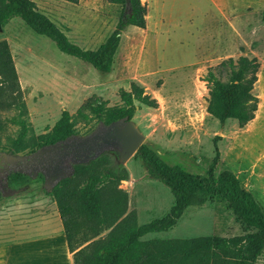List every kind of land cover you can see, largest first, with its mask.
I'll use <instances>...</instances> for the list:
<instances>
[{
  "label": "rangeland",
  "instance_id": "obj_1",
  "mask_svg": "<svg viewBox=\"0 0 264 264\" xmlns=\"http://www.w3.org/2000/svg\"><path fill=\"white\" fill-rule=\"evenodd\" d=\"M33 1L83 48H96L109 36L123 6V0ZM141 2L146 5V25L127 26L121 32L108 73L60 52L52 40L34 33L19 17L0 27V40H7L17 73V85L7 93L18 95L25 104L29 133H44L64 110L74 117L96 99L109 107L120 105L119 90H128L133 81L158 103L150 108L135 101L131 120L144 135L143 144L167 164L204 175L216 145L220 156L215 174L230 162L242 184L264 206V6L222 13L206 11L204 0H163V5L162 0ZM240 55L256 56L260 62L259 84L253 90L255 94L259 90V109L255 119L242 128L233 119L220 123L206 111L204 80L209 68ZM15 106L0 108V144L17 134L18 125L10 121L17 113ZM84 112L91 116L89 109ZM100 123L96 118L87 122L77 116L74 128L77 135H85ZM116 165L128 172V179L120 181L117 189L127 192V211L139 214L138 222L166 213L174 202L167 186L149 178L133 156L124 162L117 157ZM36 176L15 189L17 192L2 194L0 245L15 234L30 239L58 228L55 202L43 195V182ZM243 229L224 198L216 195L202 206L187 207L172 229L145 237L235 236ZM3 253L0 251V262ZM257 264H264V250Z\"/></svg>",
  "mask_w": 264,
  "mask_h": 264
},
{
  "label": "trees",
  "instance_id": "obj_2",
  "mask_svg": "<svg viewBox=\"0 0 264 264\" xmlns=\"http://www.w3.org/2000/svg\"><path fill=\"white\" fill-rule=\"evenodd\" d=\"M145 15L146 5L141 0H123L114 30L96 48H83L72 42L33 0H0V27L19 17L34 33L52 40L60 52L101 73L112 69L121 32L127 26L144 28ZM261 21L264 23V11ZM259 68L258 58L246 55L226 58L209 68L204 76L208 87L206 111L220 123L233 119L240 128L249 124L259 108V96L253 92ZM15 85L16 69L8 42L2 39L0 108L16 104L17 113L10 121L19 128L15 137L0 144V150L15 155L30 154L41 146L78 134L74 128L77 116L87 122L96 118L109 124L123 117L131 119L135 101L150 108L158 106L155 98L132 81L128 90H119L120 105L109 107L105 101L96 99L82 106L75 118L64 110L51 128L33 135L29 133L25 104L18 95L7 93ZM86 108L91 116L84 112ZM214 149L206 175L167 164L146 144L137 149L133 157L141 162L147 176L167 186L174 198L164 215L142 224H138L134 210L127 211V192L117 189L120 181L128 179V172L116 165V151L107 150L86 163L73 164L70 176L59 180L49 191L42 187L43 195L55 202L73 264H257L264 250V206L230 168L224 166L215 174L220 152L216 145ZM36 178L44 181L41 173ZM32 180L26 174L10 172L8 186L17 189ZM216 195L227 202L235 220L244 228L242 234L142 239L147 233L173 228L188 206L203 205Z\"/></svg>",
  "mask_w": 264,
  "mask_h": 264
},
{
  "label": "water",
  "instance_id": "obj_3",
  "mask_svg": "<svg viewBox=\"0 0 264 264\" xmlns=\"http://www.w3.org/2000/svg\"><path fill=\"white\" fill-rule=\"evenodd\" d=\"M144 135L128 117L100 123L85 135H71L54 143L39 147L36 151L15 155L0 153V189L3 195L18 190L8 186L10 172H20L29 177L41 173L44 188L49 191L61 179L73 173V164L86 163L107 150L118 153L120 161L132 157L143 144Z\"/></svg>",
  "mask_w": 264,
  "mask_h": 264
},
{
  "label": "crops",
  "instance_id": "obj_4",
  "mask_svg": "<svg viewBox=\"0 0 264 264\" xmlns=\"http://www.w3.org/2000/svg\"><path fill=\"white\" fill-rule=\"evenodd\" d=\"M204 2L206 3L207 6L206 11H216V12L221 11L222 13H225V11H227L228 13L229 11H246L249 10L250 8L260 9L261 7L264 6V0H204ZM163 3L164 2L162 0V5ZM256 84L259 83L256 82ZM256 84L254 86V89L255 87L257 88ZM258 93L256 94L257 97H258ZM259 103L260 102L258 97V104ZM257 109L259 108L257 107ZM246 125H248V123ZM223 166L230 168L236 174L234 167L230 162L224 163ZM55 214H56V222L58 223V228L54 232L43 234L36 238H30V239H25L20 234H15V236L10 238V241L0 245V251L4 252L3 253L4 259L0 262V264H73L72 253L69 252L68 250L66 238L62 230V223L60 220V216L57 212V209L55 211ZM138 217H137V222H138ZM138 224H142V223L138 222ZM152 233L153 232L145 234L142 237V239H145L146 238L145 236H150V234ZM226 237H231V236H226Z\"/></svg>",
  "mask_w": 264,
  "mask_h": 264
},
{
  "label": "flooded vegetation",
  "instance_id": "obj_5",
  "mask_svg": "<svg viewBox=\"0 0 264 264\" xmlns=\"http://www.w3.org/2000/svg\"><path fill=\"white\" fill-rule=\"evenodd\" d=\"M1 178H2V173L0 172V180H1Z\"/></svg>",
  "mask_w": 264,
  "mask_h": 264
}]
</instances>
